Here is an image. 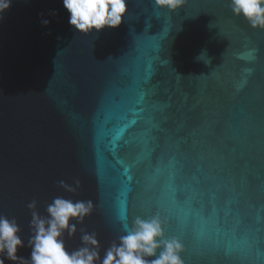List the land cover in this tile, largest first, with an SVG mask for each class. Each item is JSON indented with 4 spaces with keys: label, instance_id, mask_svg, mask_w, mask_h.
I'll use <instances>...</instances> for the list:
<instances>
[{
    "label": "water",
    "instance_id": "obj_1",
    "mask_svg": "<svg viewBox=\"0 0 264 264\" xmlns=\"http://www.w3.org/2000/svg\"><path fill=\"white\" fill-rule=\"evenodd\" d=\"M128 7L87 36L62 0H13L0 20V214L27 241L31 201L91 200L65 241L95 232L102 255L121 215L158 212L185 264H264V31L228 0Z\"/></svg>",
    "mask_w": 264,
    "mask_h": 264
},
{
    "label": "clouds",
    "instance_id": "obj_2",
    "mask_svg": "<svg viewBox=\"0 0 264 264\" xmlns=\"http://www.w3.org/2000/svg\"><path fill=\"white\" fill-rule=\"evenodd\" d=\"M13 0H0V20L11 9ZM154 7L169 13L176 12L187 4V0H153ZM68 13V24L75 33L89 35L105 29H117L127 18L128 0H62ZM233 16L242 18L254 30L264 31V0H228ZM40 23L48 27L51 23L40 13ZM48 16L58 13L51 10ZM47 35H51L48 32ZM57 40L61 37L57 36ZM207 55L201 52L197 57ZM60 186L69 192L76 188L60 181ZM79 187V181H75ZM31 210L30 235L25 241L22 228L16 218L0 214V264H185L184 244L177 236L168 234L167 221L160 213L150 216L137 215L129 220L119 217L120 234L103 249L95 232L81 229L80 246L69 249L65 236L71 238L77 232V224H83L94 209L91 200L55 197L46 207V215L36 211L37 202L27 205ZM29 248L28 257L20 255Z\"/></svg>",
    "mask_w": 264,
    "mask_h": 264
},
{
    "label": "snow or ice",
    "instance_id": "obj_3",
    "mask_svg": "<svg viewBox=\"0 0 264 264\" xmlns=\"http://www.w3.org/2000/svg\"><path fill=\"white\" fill-rule=\"evenodd\" d=\"M160 214H162V213H160Z\"/></svg>",
    "mask_w": 264,
    "mask_h": 264
}]
</instances>
